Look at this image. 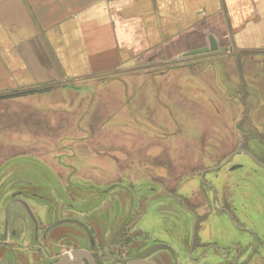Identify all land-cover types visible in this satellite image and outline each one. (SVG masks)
<instances>
[{
  "label": "rangeland",
  "instance_id": "374dc122",
  "mask_svg": "<svg viewBox=\"0 0 264 264\" xmlns=\"http://www.w3.org/2000/svg\"><path fill=\"white\" fill-rule=\"evenodd\" d=\"M189 60L195 65L118 70L0 100V219L13 206L2 207L3 196L6 202L25 190L40 220L68 212L77 222L58 228L129 225L174 247L171 264L221 261L189 250L198 219L203 240L215 237L220 220L225 234L237 235L234 224L200 207V198L210 196H198L200 184L213 179L243 131L264 130V54L204 53ZM252 151L258 157L262 150ZM252 156L238 154L235 162L244 167L233 174L256 200L245 213L257 221L263 171Z\"/></svg>",
  "mask_w": 264,
  "mask_h": 264
},
{
  "label": "crops",
  "instance_id": "0c3cea01",
  "mask_svg": "<svg viewBox=\"0 0 264 264\" xmlns=\"http://www.w3.org/2000/svg\"><path fill=\"white\" fill-rule=\"evenodd\" d=\"M211 35V55L264 54V0H0V96L195 65Z\"/></svg>",
  "mask_w": 264,
  "mask_h": 264
},
{
  "label": "flooded vegetation",
  "instance_id": "af4514ba",
  "mask_svg": "<svg viewBox=\"0 0 264 264\" xmlns=\"http://www.w3.org/2000/svg\"><path fill=\"white\" fill-rule=\"evenodd\" d=\"M234 130L233 127L236 135ZM243 134L236 141V146L233 145L229 152L220 157L213 169V179L200 184L203 191L198 196H204V191L210 193V196L200 198V207H210L212 215L216 213L220 219L226 218L229 223L234 224L232 229L237 233L236 237L228 232L225 234L220 227V220L217 221L215 237L203 240L198 236L201 225L198 219L189 250H197L200 258L211 253L221 260L216 264H264V130L246 129ZM255 148L262 150L258 157L252 151ZM235 152L238 153L233 156ZM238 154L248 157L253 155L260 162L256 167L263 171V174H259L260 188L257 189V201L261 202L257 221H250L249 215L245 213L256 200L250 198L244 187L241 188V180L237 181L233 174L236 168L244 167L243 163L235 162ZM184 185L186 183L181 180L179 186L184 188ZM25 192L27 191H14L8 195V198L12 197L6 202L7 195L1 199L2 207L9 203V206H13L0 219V264H128L139 261L147 264L172 263L175 248L163 240L152 238L142 228L132 229L129 225L117 224L110 231L101 226L96 231L95 227L84 223L81 226L74 224L76 230L70 227L58 228L57 225L72 221L68 212H61L58 219L45 223L30 206ZM179 197L183 198L182 202L186 201L181 193ZM74 221L71 223H77ZM228 230L230 231L229 228ZM75 251L84 252L74 256Z\"/></svg>",
  "mask_w": 264,
  "mask_h": 264
},
{
  "label": "water",
  "instance_id": "95a60500",
  "mask_svg": "<svg viewBox=\"0 0 264 264\" xmlns=\"http://www.w3.org/2000/svg\"><path fill=\"white\" fill-rule=\"evenodd\" d=\"M218 49H219L218 40L213 35H211V36H209V45L208 46H203L201 48H197V49H195L189 53L184 54L183 59H186L187 57L194 56V55L208 53L209 51H216ZM23 93H32V90H30V92L25 91V92L13 93V94H4L0 97L7 98V97H12V96H17V95H20ZM237 153L238 152H235L233 156H235ZM252 158L254 160H256L258 162V164H260V162L255 157L252 156ZM80 252L83 253L84 251H75L73 254H74V256H76ZM88 257H90V256H88ZM128 264H147V263L139 261V262H130Z\"/></svg>",
  "mask_w": 264,
  "mask_h": 264
},
{
  "label": "trees",
  "instance_id": "16d2710c",
  "mask_svg": "<svg viewBox=\"0 0 264 264\" xmlns=\"http://www.w3.org/2000/svg\"><path fill=\"white\" fill-rule=\"evenodd\" d=\"M169 66H171V64H169ZM36 91H37V92H38V91L40 92V91H43V90H41V89H33V90H32V93H33V92H36ZM26 92H30V90H26ZM13 93H17V92H9V93H6V94H13ZM12 97H14V96H12ZM12 97H9V98H12Z\"/></svg>",
  "mask_w": 264,
  "mask_h": 264
}]
</instances>
